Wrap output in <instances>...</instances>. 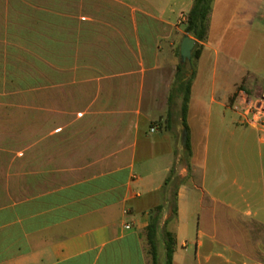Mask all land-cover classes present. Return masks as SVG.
I'll list each match as a JSON object with an SVG mask.
<instances>
[{"label":"crops","instance_id":"obj_1","mask_svg":"<svg viewBox=\"0 0 264 264\" xmlns=\"http://www.w3.org/2000/svg\"><path fill=\"white\" fill-rule=\"evenodd\" d=\"M225 1L212 2L196 60L186 115L190 155L177 145L175 134L179 140L184 129L179 110L176 122L168 116L154 121L168 100L158 94L166 52L180 50L185 33L178 15L187 16L193 0L182 2L187 7L174 22L163 17L165 9L151 13L150 0H76L77 14L48 18L61 29L49 37L54 33L60 44H48L43 145L36 143L35 125H22L26 114L4 110L0 95V264H150L145 228L159 204V228L175 240L173 264H214V255L221 264H264V142L259 137L255 147L251 127L227 122L220 110L202 111L204 97L195 96L203 63H210L209 103L219 108L231 109L243 78L252 76L230 66L213 32L221 15L220 38L229 30L259 31L264 2L234 0L227 15L220 8ZM136 14L145 19L146 38L133 31ZM162 130L171 138L167 146ZM171 170L172 184L163 189ZM194 216L200 231L203 224L209 231L242 232L243 239L224 257L214 252L212 236L200 232L209 241H193L191 256L186 236Z\"/></svg>","mask_w":264,"mask_h":264},{"label":"rangeland","instance_id":"obj_2","mask_svg":"<svg viewBox=\"0 0 264 264\" xmlns=\"http://www.w3.org/2000/svg\"><path fill=\"white\" fill-rule=\"evenodd\" d=\"M183 1L185 0H150L155 7L149 8V11L158 15L161 9H165L163 17H169L170 21L174 22L179 11L187 7L186 5L183 6ZM226 1L224 4L221 3L220 8L223 9L221 11H226L227 15H232L234 8L232 9L230 6L234 0ZM262 1L264 2V0ZM76 5V0H0V95L5 96L4 110L21 112L22 116L26 114L24 118L22 117L21 123L22 125H28L29 123L35 125L37 129L35 139L36 143L40 145L44 144L46 137L44 132L48 131V55L49 57L52 55L50 54L51 49H48V44L50 46L53 41L54 44L55 42L60 44V38H55L54 33L58 34L61 29V24H55L56 26L48 25V18L64 14L66 10L68 14H77ZM222 19V15L217 19V27H220V30L213 32L214 41L219 42V48L225 54V57L229 59L230 66L239 69L245 68L252 74V76L246 74L240 83L238 91L243 90L250 94L264 91V27L248 36L246 34L239 35L229 30L227 37L224 39L220 38L221 28L225 26V23L222 24ZM179 26L183 28L185 22L179 23ZM135 30L139 38L148 37L147 24L145 19L139 14H136L133 24V31ZM51 32H54L53 39L49 38L52 34ZM167 51L169 52H166L165 68L162 71L165 76L164 83L161 88H158V94H161L163 98L169 95L170 87L175 77L176 65L180 62L179 54L174 51V47L170 46ZM222 56L224 57V55ZM190 63L191 61L185 63L188 67V75L191 71L189 67ZM203 64V68H200L202 70H197L199 74L195 79V96L202 95L204 97L201 107L202 111L206 113L212 111L215 113L216 110H220L224 113L227 122L238 119L237 114L232 109L219 108L217 105L209 103L210 86H208V82L210 80V63ZM193 67L194 69L196 68V60H193ZM148 98L146 92L144 108L148 105ZM179 104L180 100H176L175 104L169 107L168 102H166L165 108L160 111L159 118L154 123H161V119L166 120L169 108L171 109L170 117L176 122ZM0 109L3 108L0 106ZM156 112L154 110L152 113ZM28 114H31L33 117L28 119ZM249 130L252 135L251 139H253L254 146L256 147L259 134L252 128ZM160 134L163 136V146L169 145L170 136L164 130ZM175 135L179 151L181 154H184L186 147L182 143L181 136L178 140L179 134ZM31 138L34 139L33 136ZM177 145H173V162H175ZM260 147L264 149V143H260ZM184 159L185 155H182L181 162H184ZM172 201L173 198L170 194L169 202L173 205ZM191 221L192 224L186 236L188 243L187 253L191 256L194 255L193 241L195 240H204L208 243L209 237L212 236L211 240L213 241L214 252H220L224 257H229L230 254L227 247H236L237 242L243 239L242 232L209 231L205 230L203 224L199 226L200 231L197 228V218L194 216ZM164 230H166L164 225L159 228L158 241L164 240ZM200 232L207 236L209 235V237L200 235ZM241 248L247 250V252L252 250L251 247L247 246H242ZM147 253L151 264L148 243ZM158 259L159 264H164L165 257L160 252V249ZM213 262L214 264H221L222 260L214 255Z\"/></svg>","mask_w":264,"mask_h":264},{"label":"trees","instance_id":"obj_3","mask_svg":"<svg viewBox=\"0 0 264 264\" xmlns=\"http://www.w3.org/2000/svg\"><path fill=\"white\" fill-rule=\"evenodd\" d=\"M213 0H193L192 5L187 13V19L184 26V33L192 36L196 40L195 47L191 54V63L190 74L187 73V65L183 63H178L176 65L175 77L174 81L170 87V92L168 95V104L171 107L175 104L177 98L180 100L179 111H180V119L182 126L188 131V126L186 123V115L188 111V103L191 95V85L192 80L195 76V69L193 67V60H197L200 56L202 50V44L206 37L208 31V16L211 12ZM179 54V51L177 52ZM235 96V95H234ZM171 109H168V117L171 116ZM186 153L190 155V146L188 137L186 140ZM173 174V170L170 171V175L165 179L164 184L162 186L165 189L168 185H171V177ZM174 195V194H173ZM173 207H174V199H173ZM161 209L162 204L155 206L150 212L149 222L145 228L146 240L148 243V252L151 256V264H159L158 259V247H157V233L160 227L161 220ZM175 212V207H174ZM164 264H173L172 262V254H173V246L175 240L168 230H164Z\"/></svg>","mask_w":264,"mask_h":264},{"label":"built area","instance_id":"obj_4","mask_svg":"<svg viewBox=\"0 0 264 264\" xmlns=\"http://www.w3.org/2000/svg\"><path fill=\"white\" fill-rule=\"evenodd\" d=\"M178 17L180 21L186 22L187 16L183 13H180ZM231 109L237 114L239 123L255 129L260 140L264 142V91L257 94H250L243 90L237 91L231 103ZM128 227L126 225V228Z\"/></svg>","mask_w":264,"mask_h":264},{"label":"water","instance_id":"obj_5","mask_svg":"<svg viewBox=\"0 0 264 264\" xmlns=\"http://www.w3.org/2000/svg\"><path fill=\"white\" fill-rule=\"evenodd\" d=\"M196 40L188 34H184L181 43H180V50H179V58H180V63H187L191 61V54L192 51L195 47ZM181 140L183 145L186 144L187 140V130L184 128L181 133Z\"/></svg>","mask_w":264,"mask_h":264}]
</instances>
